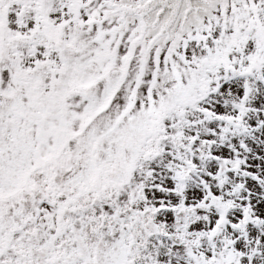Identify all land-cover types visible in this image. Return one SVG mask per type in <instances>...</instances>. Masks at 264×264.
<instances>
[{
	"label": "snow or ice",
	"instance_id": "6c2138e0",
	"mask_svg": "<svg viewBox=\"0 0 264 264\" xmlns=\"http://www.w3.org/2000/svg\"><path fill=\"white\" fill-rule=\"evenodd\" d=\"M0 264H264V0H0Z\"/></svg>",
	"mask_w": 264,
	"mask_h": 264
}]
</instances>
